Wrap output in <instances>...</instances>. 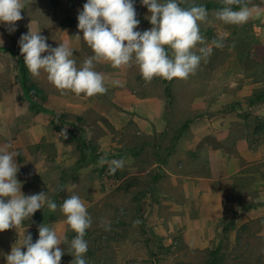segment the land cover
Masks as SVG:
<instances>
[{
    "label": "rangeland",
    "instance_id": "obj_1",
    "mask_svg": "<svg viewBox=\"0 0 264 264\" xmlns=\"http://www.w3.org/2000/svg\"><path fill=\"white\" fill-rule=\"evenodd\" d=\"M23 2V19L16 22V31L9 32L6 25L0 24V149L13 146L26 129L41 134V141L29 150L35 155L41 151V156L52 161L40 169L21 168L19 161L18 173L24 180H31L35 189L26 196L43 192L57 201L56 220L48 226L54 228L56 223L65 222L60 205L76 194L87 203L92 219L84 237L88 242L86 264H210L212 259L216 264H264V193L259 184L253 189V198L245 203L240 200L242 190L226 196L224 206L233 214L216 222L210 244L188 241L183 171L175 162L181 158L176 152L183 141L184 146H190L195 135L187 129L183 138L174 141L185 124L206 122L210 126L196 143L200 147L207 145L231 155L236 146L254 150L264 144V0H249L253 16L243 25L224 24L215 18L216 10L208 11L207 20L200 23L205 44L198 45L196 51L208 47L211 52L187 80L154 78L146 83L134 65L113 69L99 63L96 70L104 74L108 91L87 98L70 92L61 94L45 74L38 79L30 74L44 92L45 101L37 107L23 99L17 80L16 59H23L20 37L31 28L47 37L52 47L67 42L80 66L93 55L78 30L77 17L87 0ZM207 3L221 4L222 0H183L182 6ZM134 4L140 20L136 30L150 29L147 7L141 0H134ZM69 19L74 24L65 27ZM220 38L224 46L216 48L212 40ZM115 80L122 86H115ZM118 94L132 96L136 101L123 106L115 101ZM67 107L77 112L67 111ZM218 119L231 127L220 130ZM172 141V167L162 164L164 167L150 168L153 155L143 166H134L135 155L126 154L134 147L153 152L151 148L158 145L162 150ZM18 153L24 155V149H18ZM101 157L109 161L122 158L124 167L110 174L109 165L98 163ZM160 171L163 175L154 185L153 177ZM168 172L176 175L174 179ZM46 212L45 205L19 229L0 232V264H7L6 255L13 245L22 242L24 232L31 234L33 243L39 238L40 220ZM66 229L59 246L64 250L61 264H71L73 260L66 245L70 244L68 236L74 238L76 234L68 226ZM158 244L165 247L163 252L158 250ZM152 252L159 256L156 263Z\"/></svg>",
    "mask_w": 264,
    "mask_h": 264
},
{
    "label": "clouds",
    "instance_id": "obj_2",
    "mask_svg": "<svg viewBox=\"0 0 264 264\" xmlns=\"http://www.w3.org/2000/svg\"><path fill=\"white\" fill-rule=\"evenodd\" d=\"M150 15L151 28L137 31L134 0H87L79 12L78 30L93 55L78 66L73 58V49L67 42L52 47L40 31L29 28L19 40L23 63L34 79L41 74L61 94L73 93L91 98L104 95L108 89L105 76L96 70L99 63H107L113 69L137 67L142 79L151 83L154 78L166 81L187 80L194 75L201 61L206 60L211 49L199 47L205 39L200 32V23L208 18L203 5L183 7V0H141ZM223 6L216 10L215 18L228 25H243L253 16L247 0H222ZM235 6V7H234ZM23 0H0V24L16 31V22L23 19ZM77 39L81 35H76ZM216 48H222L223 38L212 40ZM47 53V55H43ZM122 86L120 81L112 82ZM18 152L0 149V232L19 229L25 220L47 206L55 212L57 204L46 194L24 195L21 182L17 180ZM100 165H109L110 174L124 167V159L108 160L101 157ZM60 211L65 223L76 235L70 242L71 264H86L88 242L84 239L92 225V219L79 195L73 194L63 200ZM140 223V221H136ZM107 227V226H106ZM39 238L33 243L31 234L23 233L22 242L12 246L5 259L7 264H61L64 250L62 240L54 228L41 224ZM26 249V251L22 250Z\"/></svg>",
    "mask_w": 264,
    "mask_h": 264
},
{
    "label": "crops",
    "instance_id": "obj_3",
    "mask_svg": "<svg viewBox=\"0 0 264 264\" xmlns=\"http://www.w3.org/2000/svg\"><path fill=\"white\" fill-rule=\"evenodd\" d=\"M136 98L127 95H117L116 102L128 107L133 104ZM69 103L66 105L68 106ZM67 111H74L67 107ZM104 114V113H103ZM223 119H218V127L220 130H226L231 127V124L226 126L221 123ZM187 123L182 127L179 136L175 142L183 138L184 132H189V129L194 133L193 143L190 146H184V141L176 155L181 158L175 162L178 169L180 168L184 180V218L185 227L187 228L188 241L191 244H210L215 236V226L221 218L228 217L233 214L232 210H226L224 206V200L227 195H233L239 193L242 190L241 202L245 203L246 199H252V192L256 185L259 184L264 193V144L251 150L247 147L236 146L235 152L231 155L224 150H212L210 146L200 147L196 143L203 139L202 132L209 128V124L206 122L191 124ZM263 135V130L261 131ZM226 134V133H222ZM227 135V134H226ZM41 141V134L34 129H26L21 133L18 140L13 143V146L4 147L8 151L18 152V149H24V155L19 154L16 162L17 166L19 161L23 165H19L21 168L40 169L45 164L52 161V158L41 156L40 152L35 155L30 151L29 147ZM174 141L171 144L163 145L162 150L160 146H155L153 152L146 148L127 149L126 154L135 155L132 156V163L134 166L139 164L143 166L147 161H150L151 155H153L152 169H158L164 167L163 165H169L174 161ZM2 147V146H1ZM165 147V148H164ZM164 148V149H163ZM233 150V151H234ZM153 153V154H152ZM134 158H142V160H135ZM144 159V160H143ZM151 166V165H150ZM193 168H192V167ZM206 166V167H203ZM33 168V169H34ZM201 169L202 173L198 170ZM36 173V171H35ZM34 173V174H35ZM174 179L175 174L168 172ZM163 172L160 171L159 175L155 174L153 177L154 185L158 184ZM17 180L21 182V192L26 195L27 192L32 193L35 191L34 187L30 185V181L17 173ZM175 181V180H173ZM172 181V182H173ZM174 183V182H173ZM243 185V186H242ZM251 185V186H250ZM38 193V191H37ZM248 197V198H247ZM252 201V200H251ZM87 203L85 202V206ZM230 209V208H228ZM67 224L65 222L56 223L54 229L60 236L63 244L64 235L66 232ZM185 231V230H184ZM9 233V232H8ZM190 239V240H189ZM18 241L15 240V243ZM60 246V245H59Z\"/></svg>",
    "mask_w": 264,
    "mask_h": 264
},
{
    "label": "trees",
    "instance_id": "obj_4",
    "mask_svg": "<svg viewBox=\"0 0 264 264\" xmlns=\"http://www.w3.org/2000/svg\"><path fill=\"white\" fill-rule=\"evenodd\" d=\"M248 4H249V0H247ZM199 6V5H203L207 8L208 11L211 10H218L223 6V3L221 4H213V3H207V4H191V5H186L184 7H190V6ZM235 7V6H234ZM74 24V20L73 19H69V23L67 25H64L65 27H70L73 26ZM17 64H18V71H17V80L18 83L20 85L21 91L23 93V99L24 97L27 98L30 103L34 106L37 107V105H40L45 101V97H44V92L43 90L31 79L30 77V73L28 72L25 64L23 63V59L17 58L16 59ZM57 204V201H54ZM37 218L40 219V216H37ZM56 220V215L54 214V212L50 211L47 208V212L44 214L43 219H41V224H47V225H51L52 223H54ZM70 237L69 241L71 242V240L73 239V236L70 235L68 236ZM66 248H68V252L70 253V244L66 245ZM158 250L160 252H163L165 250V247L162 244H158ZM155 257V263L158 262V254L152 252ZM215 254V253H214ZM88 255H91V252H88ZM70 256V255H69ZM87 257L88 260L90 259V257ZM210 264H216L215 260H211Z\"/></svg>",
    "mask_w": 264,
    "mask_h": 264
}]
</instances>
